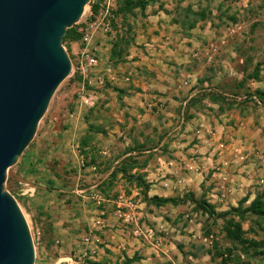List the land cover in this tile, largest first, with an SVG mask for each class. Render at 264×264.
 I'll return each mask as SVG.
<instances>
[{"label":"rangeland","instance_id":"rangeland-1","mask_svg":"<svg viewBox=\"0 0 264 264\" xmlns=\"http://www.w3.org/2000/svg\"><path fill=\"white\" fill-rule=\"evenodd\" d=\"M138 1L68 28L71 70L8 170L33 264H264V175L237 181L215 127L264 109V0Z\"/></svg>","mask_w":264,"mask_h":264},{"label":"water","instance_id":"water-1","mask_svg":"<svg viewBox=\"0 0 264 264\" xmlns=\"http://www.w3.org/2000/svg\"><path fill=\"white\" fill-rule=\"evenodd\" d=\"M89 1L0 0V264H33L31 235L7 173L71 70L62 39Z\"/></svg>","mask_w":264,"mask_h":264},{"label":"crops","instance_id":"crops-1","mask_svg":"<svg viewBox=\"0 0 264 264\" xmlns=\"http://www.w3.org/2000/svg\"><path fill=\"white\" fill-rule=\"evenodd\" d=\"M261 106L249 117L246 110L237 108V121H234L233 126L227 124V120L223 121V125L216 122L217 131H228V137L234 136V145L231 144V149L225 154L227 158L232 159L228 162L233 161V176L240 182H249L248 177L244 178L242 175L248 172L264 175V109ZM235 146L238 150L233 152ZM225 148L227 149V146Z\"/></svg>","mask_w":264,"mask_h":264},{"label":"built area","instance_id":"built-area-1","mask_svg":"<svg viewBox=\"0 0 264 264\" xmlns=\"http://www.w3.org/2000/svg\"><path fill=\"white\" fill-rule=\"evenodd\" d=\"M83 57H84L85 63L83 64V62H80L79 66H78V68L81 70V74H84L86 71L89 70V68L95 67L97 64V59H96L95 54L83 52ZM83 101L86 103L88 108H91L94 106V103L96 101V97L94 96L93 93H88V94L83 96ZM25 187H27V188L24 189L23 194L29 193L30 196H33L34 191H36L39 188V186L37 184H32V183L27 184Z\"/></svg>","mask_w":264,"mask_h":264},{"label":"trees","instance_id":"trees-1","mask_svg":"<svg viewBox=\"0 0 264 264\" xmlns=\"http://www.w3.org/2000/svg\"><path fill=\"white\" fill-rule=\"evenodd\" d=\"M145 5H146V1L145 0H139L137 3H135V6L140 8L141 10H143L145 8ZM68 31H69V29L66 30V34L64 35V37H66L68 35ZM167 201H170V200L169 199L161 200V202H167ZM254 205L259 206L260 204H259V202H255ZM255 207L252 205V209L253 210H254Z\"/></svg>","mask_w":264,"mask_h":264}]
</instances>
